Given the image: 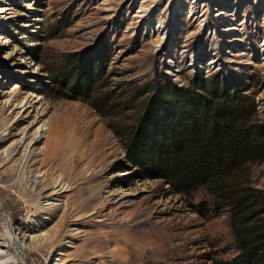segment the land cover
<instances>
[{
    "label": "rangeland",
    "instance_id": "374dc122",
    "mask_svg": "<svg viewBox=\"0 0 264 264\" xmlns=\"http://www.w3.org/2000/svg\"><path fill=\"white\" fill-rule=\"evenodd\" d=\"M99 63L95 94L220 78L264 119V0H0V264H212L234 256L228 214L126 159L132 109L47 95L64 55ZM264 189V162L250 168Z\"/></svg>",
    "mask_w": 264,
    "mask_h": 264
},
{
    "label": "trees",
    "instance_id": "16d2710c",
    "mask_svg": "<svg viewBox=\"0 0 264 264\" xmlns=\"http://www.w3.org/2000/svg\"><path fill=\"white\" fill-rule=\"evenodd\" d=\"M74 56L64 55L51 71L45 93L89 101L106 116L132 109L152 89L133 123L113 127L126 159L180 193L205 191L209 199L198 213L228 214L235 254L212 264H264V189L250 175L253 164L264 162V119L249 88L200 76L187 86L168 81L115 98L95 94L103 87L102 66Z\"/></svg>",
    "mask_w": 264,
    "mask_h": 264
}]
</instances>
